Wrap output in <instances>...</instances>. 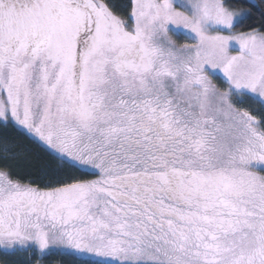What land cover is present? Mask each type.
<instances>
[{
	"label": "snow or ice",
	"instance_id": "obj_1",
	"mask_svg": "<svg viewBox=\"0 0 264 264\" xmlns=\"http://www.w3.org/2000/svg\"><path fill=\"white\" fill-rule=\"evenodd\" d=\"M0 264H264V0H0Z\"/></svg>",
	"mask_w": 264,
	"mask_h": 264
}]
</instances>
